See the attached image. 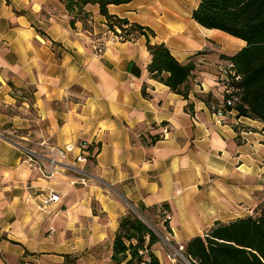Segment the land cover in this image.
<instances>
[{
  "label": "crops",
  "instance_id": "obj_1",
  "mask_svg": "<svg viewBox=\"0 0 264 264\" xmlns=\"http://www.w3.org/2000/svg\"><path fill=\"white\" fill-rule=\"evenodd\" d=\"M199 3L108 6L114 19L150 31L123 43L112 41L96 5L72 24L59 0H0V264H64L65 256L113 264L112 243L129 211L143 209L164 228L158 214L168 205L167 238L183 245L264 201V124L236 112L217 123L208 106L221 98V57L245 43L197 24ZM147 43L195 63L187 99L150 78ZM79 141L91 147L86 186L44 180L22 163L25 147ZM49 190L59 202L45 208ZM152 251L161 264H177L158 243Z\"/></svg>",
  "mask_w": 264,
  "mask_h": 264
},
{
  "label": "trees",
  "instance_id": "obj_2",
  "mask_svg": "<svg viewBox=\"0 0 264 264\" xmlns=\"http://www.w3.org/2000/svg\"><path fill=\"white\" fill-rule=\"evenodd\" d=\"M59 1L72 15V24L75 19L84 20L88 17L84 10L86 6L96 5L99 14L106 18L111 28L113 24L128 23L111 17L107 7L127 4L133 0ZM191 17L203 28L219 30L245 43L240 51L221 57L233 62L241 76L240 101L233 108H228V111L233 109L237 117L264 124V0H200ZM130 27L139 36L147 38L150 34V31L138 25ZM146 48L151 56L147 66L150 78L187 99V82L195 70V63H179L164 45L147 43ZM129 69L134 74H139V69L134 65H130ZM142 95L146 96L144 89ZM205 102L208 104V100ZM208 106L210 108V103ZM88 150L91 151L90 146ZM167 207L166 204L160 207L159 217H162L161 211ZM138 213L154 227L143 209H139ZM167 223L162 219L164 228ZM153 230L137 214L129 211L120 220L112 243V263L141 264L139 251L146 250L150 256V261L146 264H161L152 251V246L158 242ZM182 255L189 264H264V201L255 217L237 219L228 224L216 223L204 237L190 239L184 244ZM64 264L77 262L76 259L65 256Z\"/></svg>",
  "mask_w": 264,
  "mask_h": 264
},
{
  "label": "built area",
  "instance_id": "obj_3",
  "mask_svg": "<svg viewBox=\"0 0 264 264\" xmlns=\"http://www.w3.org/2000/svg\"><path fill=\"white\" fill-rule=\"evenodd\" d=\"M131 25H115L110 28L112 34V41L133 43L141 36L136 32L130 30ZM94 55L99 56L103 52L101 45L95 46ZM216 75L218 82L221 85L222 93L219 101L212 103L210 111L217 123L232 112L228 108H233L240 101L241 89L239 83L241 81L240 74L237 73L233 62L228 60H221L216 66ZM90 144L85 141H79L74 145H67L64 147L48 146L41 142L36 147L23 148L22 163L26 165L33 173L40 178L51 181L58 176H64L68 179L71 186H86L91 182V177L85 173L83 166L88 162L90 151L88 150ZM77 152L71 158L70 154ZM59 202V196L53 190H49L43 197V206L46 208L52 204ZM161 215L163 221L169 222L171 215L167 210H162ZM155 231V230H153ZM54 230L51 228L49 234ZM168 246L169 251L166 254L168 261L175 262L176 258L185 259L182 255L183 246L176 244V247L171 244V241L156 233ZM142 263L146 264L150 261V256L146 250L139 251ZM186 260V259H185ZM187 262V260H186Z\"/></svg>",
  "mask_w": 264,
  "mask_h": 264
},
{
  "label": "rangeland",
  "instance_id": "obj_4",
  "mask_svg": "<svg viewBox=\"0 0 264 264\" xmlns=\"http://www.w3.org/2000/svg\"><path fill=\"white\" fill-rule=\"evenodd\" d=\"M211 104H210V106H211ZM209 110H210V108H209ZM262 203L263 202H261L260 204H258V206L252 207L250 209H246L245 210V214H244V218L245 217H255L257 215V213L259 212V208H260V206H261ZM158 218L160 219L159 222H162V219L163 218L162 217H159V216H158ZM148 222L150 223V221H148ZM149 223H147V224L150 225L151 223L150 224ZM152 224H154V227H152L151 225L150 226L154 230H156V231H154V234L158 238V242L157 243L160 245L161 250L164 252V255L166 256V254L169 251V248H168V246L165 245V242L156 233H159V234H161V235H163L165 237H168V235H167L166 231L164 230V228L159 223H157V222L155 223V222L152 221ZM171 244L176 247V244H174L172 242H171ZM182 246L184 247V244ZM174 263H177V264H188V261L186 262L185 259H182V258L177 257L176 258V261Z\"/></svg>",
  "mask_w": 264,
  "mask_h": 264
},
{
  "label": "water",
  "instance_id": "obj_5",
  "mask_svg": "<svg viewBox=\"0 0 264 264\" xmlns=\"http://www.w3.org/2000/svg\"><path fill=\"white\" fill-rule=\"evenodd\" d=\"M135 212V214H137L138 216H139V218L141 219V220H143L146 224H147V222L141 217V215L137 212V211H134ZM148 225V224H147ZM149 226V228L151 229V230H153V228L150 226V225H148ZM189 264V263H188Z\"/></svg>",
  "mask_w": 264,
  "mask_h": 264
}]
</instances>
